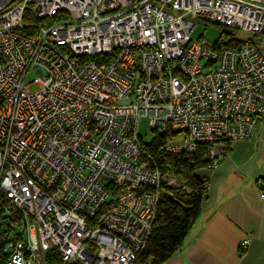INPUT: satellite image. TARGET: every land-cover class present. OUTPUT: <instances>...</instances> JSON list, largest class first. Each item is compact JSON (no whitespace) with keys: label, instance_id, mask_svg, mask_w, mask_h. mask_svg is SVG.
<instances>
[{"label":"built area","instance_id":"obj_1","mask_svg":"<svg viewBox=\"0 0 264 264\" xmlns=\"http://www.w3.org/2000/svg\"><path fill=\"white\" fill-rule=\"evenodd\" d=\"M197 19L232 31L195 38ZM263 116L264 0H0L4 264H48L51 251L64 264H135L161 187L189 192L157 167L139 118L176 133L169 151L205 146L216 169L222 140L253 137Z\"/></svg>","mask_w":264,"mask_h":264},{"label":"crops","instance_id":"obj_2","mask_svg":"<svg viewBox=\"0 0 264 264\" xmlns=\"http://www.w3.org/2000/svg\"><path fill=\"white\" fill-rule=\"evenodd\" d=\"M208 179L201 214L182 248L163 264H264V116L255 135L231 142ZM249 245L240 253V243Z\"/></svg>","mask_w":264,"mask_h":264},{"label":"trees","instance_id":"obj_3","mask_svg":"<svg viewBox=\"0 0 264 264\" xmlns=\"http://www.w3.org/2000/svg\"><path fill=\"white\" fill-rule=\"evenodd\" d=\"M28 20L25 18L26 22ZM229 39L230 45H237L239 42L233 37ZM175 136L176 133L172 131H155L152 142L144 141V144L157 167L162 172L178 176L187 185L189 192L181 188L161 187V197L151 235L145 250L135 264H163L168 261L182 248L201 214L208 179L200 176L198 172L209 168L206 148L200 145L195 152L191 153L169 151L167 145ZM231 142V140H222L225 150H230ZM2 247L3 244L0 242V264H4L8 258V254L2 251ZM47 263L64 264L55 251L49 252Z\"/></svg>","mask_w":264,"mask_h":264},{"label":"rangeland","instance_id":"obj_4","mask_svg":"<svg viewBox=\"0 0 264 264\" xmlns=\"http://www.w3.org/2000/svg\"><path fill=\"white\" fill-rule=\"evenodd\" d=\"M197 22V26L195 30L193 31V36L195 38L199 37H206L209 38L211 41L216 42L220 38L225 37V33L229 31H232L230 28H227L221 24L214 23V22H207L202 19L195 20ZM234 35L239 40H248L249 38L254 37L251 33L244 31V30H236L234 32ZM259 40V37H257ZM39 76V73L36 70H31L26 78V82H32ZM38 88V83H32L30 85L31 90H36ZM138 133L141 137H143L144 141L146 143L152 142L155 131L150 129L149 120L145 117H140L138 120ZM11 223L10 219L8 217L2 219L0 221V228L1 230L7 228L9 224ZM13 228H16L15 224H12Z\"/></svg>","mask_w":264,"mask_h":264}]
</instances>
